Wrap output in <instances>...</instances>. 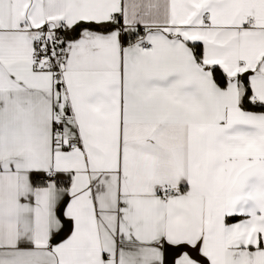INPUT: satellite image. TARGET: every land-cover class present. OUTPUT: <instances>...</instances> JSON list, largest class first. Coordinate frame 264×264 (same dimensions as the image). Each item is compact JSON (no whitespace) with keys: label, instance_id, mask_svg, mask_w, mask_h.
<instances>
[{"label":"snow or ice","instance_id":"snow-or-ice-1","mask_svg":"<svg viewBox=\"0 0 264 264\" xmlns=\"http://www.w3.org/2000/svg\"><path fill=\"white\" fill-rule=\"evenodd\" d=\"M0 264H264V0H0Z\"/></svg>","mask_w":264,"mask_h":264}]
</instances>
